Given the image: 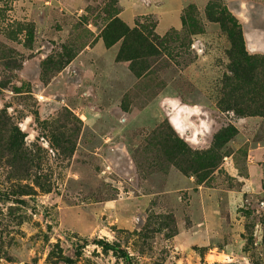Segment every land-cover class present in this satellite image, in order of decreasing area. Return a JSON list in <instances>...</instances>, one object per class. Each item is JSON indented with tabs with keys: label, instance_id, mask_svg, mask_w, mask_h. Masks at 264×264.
<instances>
[{
	"label": "rangeland",
	"instance_id": "1",
	"mask_svg": "<svg viewBox=\"0 0 264 264\" xmlns=\"http://www.w3.org/2000/svg\"><path fill=\"white\" fill-rule=\"evenodd\" d=\"M153 2L0 0V264H124L98 240L134 264H264V196L228 198L264 144V53L237 0H183L164 33L119 16Z\"/></svg>",
	"mask_w": 264,
	"mask_h": 264
},
{
	"label": "crops",
	"instance_id": "2",
	"mask_svg": "<svg viewBox=\"0 0 264 264\" xmlns=\"http://www.w3.org/2000/svg\"><path fill=\"white\" fill-rule=\"evenodd\" d=\"M131 4L132 10L124 7L119 13L129 25L138 15L149 13L158 16L157 29L160 33L183 25L182 13L185 7L183 0H157L142 8ZM227 5L242 24L247 50L264 53V9L255 10L254 2L248 0H237L233 5L228 2ZM246 9H249V13ZM255 18L257 22L254 24ZM249 194L264 196V144L260 142L251 147L247 157L246 174L239 188L229 190L228 198L231 203H235L244 200Z\"/></svg>",
	"mask_w": 264,
	"mask_h": 264
},
{
	"label": "trees",
	"instance_id": "3",
	"mask_svg": "<svg viewBox=\"0 0 264 264\" xmlns=\"http://www.w3.org/2000/svg\"><path fill=\"white\" fill-rule=\"evenodd\" d=\"M206 14L209 19H215L217 21H220L221 23H224L223 13L221 11L216 13L213 7L210 5L207 6ZM116 25H118V28L121 31V37H124L125 40L129 38H135L133 35H135L136 30L129 29L127 26H125V24L122 21L114 17L112 20H110V24L108 26L117 27ZM239 25L241 27V24ZM229 29H230L229 33L232 37V29L230 27ZM242 37L244 39L243 31H242ZM104 39L106 44L109 45L110 44L109 37L105 35ZM3 112H5V110L3 109L0 110V114H2ZM0 124L2 125L3 122H1ZM1 125H0V130L3 128ZM7 144L10 145V148L8 150L11 153H13V155H17L18 157L19 156L21 157V155L25 152L24 151L25 141H23V139L21 140V138H19L18 135H12ZM8 150L6 151L7 154H9ZM97 242L102 246L104 250L112 251L116 257L122 259L124 264H134L133 256L128 251V249L123 247L120 243L110 242L108 240H98Z\"/></svg>",
	"mask_w": 264,
	"mask_h": 264
},
{
	"label": "clouds",
	"instance_id": "4",
	"mask_svg": "<svg viewBox=\"0 0 264 264\" xmlns=\"http://www.w3.org/2000/svg\"><path fill=\"white\" fill-rule=\"evenodd\" d=\"M170 103H173L174 105H179L180 101L178 98H176L175 100H169ZM194 111H196L198 113V109H195ZM171 122V120H170Z\"/></svg>",
	"mask_w": 264,
	"mask_h": 264
}]
</instances>
